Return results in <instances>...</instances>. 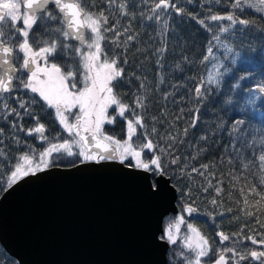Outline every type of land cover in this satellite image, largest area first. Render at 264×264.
<instances>
[{
  "label": "trees",
  "instance_id": "16d2710c",
  "mask_svg": "<svg viewBox=\"0 0 264 264\" xmlns=\"http://www.w3.org/2000/svg\"><path fill=\"white\" fill-rule=\"evenodd\" d=\"M121 2L122 0H116L117 4ZM154 2L158 0H148L147 3L129 0V10L136 12V18L130 20L127 16L122 17L119 8L115 5L110 7L107 0H84V6L89 11L99 13L103 10L108 16L109 24L105 27H112L119 19L118 27L123 32V29L129 23L131 24V31L119 37L121 45L119 47L112 42L115 33L102 30L105 36V39L101 41L103 52H106L110 58L113 53L118 54L119 66L124 69L121 83L118 89H114V95L127 106L124 116H120L117 106L111 105L107 115L113 118V123L105 122L102 130L106 135L124 142L129 137L128 123L132 121L135 133L130 143L138 147L140 144L151 141L156 146L154 151L161 157V162L166 167V176L171 179L172 185L178 191L179 213L166 217L164 228H167L170 223L177 222L181 216L185 220V223L180 226V238L177 240V245H170L168 264H180L176 253L182 250V237L189 234L186 227L188 222H191L208 240V255L201 259L202 264H216L222 254L225 255L226 264H264V257L254 260L250 255L252 251H264V244L260 243L264 240V200L255 193L249 192L253 185L256 186L257 191L264 192V183L261 182L264 170L260 169L258 160L252 156V149L244 152L245 162L252 159L248 169H244L240 158L231 147L228 125L239 113L229 112L227 109L221 110L216 102L211 101V98L200 102L195 94L200 77L207 75L199 61L206 53L208 41L212 35V32L206 30L198 21L204 20L205 24L215 31L219 24L227 26L229 22H214L206 18L213 14L226 15L234 11L240 19L249 21V24L247 27L237 24L233 30L234 35L223 34L224 42L234 48L243 45L244 49L249 46L260 49L264 46V5L260 4V0H249L253 7L245 6L244 10L240 11L231 8L233 0H220V3L216 0H191L190 3L188 0H172L177 8H183L181 15H177L169 7L168 12L159 21L148 20L146 17L151 14ZM51 8L53 7L49 9ZM168 13H171L170 18ZM165 19L168 22L166 32L163 27ZM16 27L21 25L17 24ZM241 28L243 32L239 31ZM33 32L38 39L48 38V33L40 29L39 24L34 26ZM128 35L135 36V39L127 41ZM17 36L18 33L16 38ZM31 36L32 33H30V42ZM21 38L23 40L22 36ZM91 39L92 34L89 31L87 43H90ZM22 40H10L7 43L17 49L16 66L19 72L17 77L26 79L30 73L21 68L23 53L16 47ZM61 40H63L62 37ZM67 43L82 51L88 49L87 44L80 46L71 39ZM162 47L165 51L160 54L157 50ZM72 56L74 62L79 64L76 79L82 81L85 75L83 62L75 52ZM185 57L188 61H195V63H188ZM63 59L62 57L61 60ZM125 59L127 63H124ZM103 60L102 54L100 62ZM177 65L180 67L178 68ZM238 67L249 69L257 79L264 73V61H261L259 57H255L252 62L238 61ZM141 83L144 85L143 88L140 86ZM241 84L244 89L239 93L241 98L256 87L253 79L242 81ZM14 86L11 94L4 95L10 97L7 100L9 108H15L21 113L23 119H19L15 113L5 119L7 109L0 101V129L3 130L0 135V141H2L0 149L4 152V155L0 156V161L3 162V166L0 167V173H3L0 175V198L8 189V176L10 171L14 170V165L21 162L19 159L21 155L26 152L31 154V149L39 154L53 137L57 138L55 140L57 143L65 140L72 141L75 138V132L73 136H69L59 123L55 110L48 108L37 94L24 89L19 79H14ZM83 87L84 84L78 83L77 89L72 91L83 90ZM221 90L223 91V88ZM256 95L260 97L256 100V107L264 111V95L258 92ZM30 97L37 101L32 104L31 110L38 117L39 123L45 125L44 135L48 137L47 141L41 140L36 133L31 136L26 135V130L35 127L37 121L30 115H24V109L19 107L18 101H25L27 106L31 104ZM138 99L143 103V107H137ZM197 108L199 113L195 111ZM134 113L140 116L143 126L135 124ZM194 116H198L196 127L191 126ZM253 117L256 118L253 123L246 124L245 127L259 129L260 113H253ZM221 121H224V130L217 128ZM14 123L17 125L16 128H13ZM21 124L25 131L19 130ZM185 129H187V135L184 134ZM251 135L250 133L249 140ZM256 135L258 137L259 132ZM203 136L207 139H200ZM17 139L20 141L19 144ZM73 148L74 152L79 151L75 145ZM256 151L259 154L258 148ZM144 153L145 158L151 155L147 149H144ZM175 157H179V160L173 164L171 161ZM75 159L77 158L65 155L58 161L59 166L53 167L67 168L66 165H70ZM203 165H207V168L202 167ZM193 168L197 171H193ZM245 197H247V205ZM189 205L196 209L191 219L184 214V208ZM248 212L253 214L250 216ZM220 233L229 237L224 245L219 239ZM252 238L257 240V244H252ZM225 248L235 249L237 254L233 255L231 251L224 253ZM189 255L192 254L189 253ZM241 255L245 259L241 260ZM0 264H20L1 243Z\"/></svg>",
  "mask_w": 264,
  "mask_h": 264
},
{
  "label": "snow or ice",
  "instance_id": "6c2138e0",
  "mask_svg": "<svg viewBox=\"0 0 264 264\" xmlns=\"http://www.w3.org/2000/svg\"><path fill=\"white\" fill-rule=\"evenodd\" d=\"M109 6L115 5L119 8L122 17L127 16L130 20L136 18V12L130 11L128 4L129 0H122L117 4L116 0H107ZM141 3H147L148 0H140ZM190 3L191 0H188ZM220 3V0H216ZM54 5L49 9V5ZM260 4L264 5V0H260ZM253 7L249 0H233L231 8L233 10H244V7ZM171 7L177 15L183 13V8H177L172 0H158L154 2L151 8V14L146 17L148 20H157L168 12ZM23 8V12L21 9ZM163 9V11H159ZM140 15H144L140 13ZM171 17V13H168ZM209 21L221 22L228 21L227 26L219 24L217 30L205 24L204 20L198 22L205 27L206 30L212 32L208 41L206 53L199 61L204 66L207 72L206 76H201L199 85L195 88V94L200 102H204L206 98H211V101L216 102L221 110L235 111L239 113L231 124L228 125V135L231 137V147L244 169H248L252 163L250 158L247 162L244 161V152L247 149H252V156L259 162V167L264 170V111L256 107V100L260 97L256 93L264 94V73L257 79L253 73L246 68L238 67V61L247 60L252 62L255 57H259L264 61V46L256 49L254 46H249L244 49L243 45L234 48L232 45L227 44L222 39L223 34L234 35V29L237 24L247 27L249 21L240 19L235 12H230L226 15L213 14L207 17ZM22 21L23 27H16L17 23ZM39 24V28L48 33V38L38 39L33 32L34 26ZM109 24V18L101 10L99 13L89 11L84 6V0H0V101L7 109L5 119L13 113L19 119H23L20 112L15 108H9L7 100L10 97L4 94L10 93L14 90L12 83L13 79H19L21 86L28 89L31 93L37 94L41 101L48 108L55 110V115L59 119V123L63 126L69 136H73L75 129V138L72 141L65 140L63 142H55L56 137L48 143L39 154L31 149V154L27 152L19 157L21 162L14 165V170L10 171L8 176L7 186L11 188L18 180H22L29 176H35L39 172H43L50 167L59 166L58 161L65 155L67 157H76L67 167H75L77 163H96L99 164L104 161H118L121 165L129 169L142 171L150 174L153 181L149 185L150 190L158 195L161 190V182L167 175L166 167L161 162V157L156 154L154 148L156 147L151 141L145 144H140L134 147L131 140L132 135L135 133V128L132 121L128 123L129 137L128 140L121 142L110 135H106L102 130V125L107 122L113 123V118L107 115V110L111 105H116L119 109V115L124 116L127 106L122 104L117 96L114 95V89L119 88L124 73L123 67L119 66L118 54L113 53L110 58L106 52L101 48V41L105 39L103 32H114L115 37L113 43L119 47V37L131 31V24L119 30V19L112 27H105ZM165 32L168 29V22H164ZM85 29L90 30L92 39L87 43L88 51H82L73 45L67 43L69 39L79 41L80 44H85ZM103 30V32H102ZM175 31V29H173ZM239 31L243 32V28ZM19 33L23 40L18 43L19 52L23 53V63L21 68L30 73L26 79L15 77V68L13 67L14 47L7 43V41L14 40L16 34ZM30 33L31 42H30ZM163 35V33H162ZM61 37L63 40H61ZM135 36L128 35L127 41H132ZM214 48L216 51H214ZM94 49V51H93ZM222 50V53H221ZM162 54L165 49L162 47L157 50ZM75 52L81 57L85 75L82 81L76 79L79 72L78 62H74L72 53ZM104 55L103 62H100L101 55ZM64 58L61 60V58ZM188 63H195V61H188ZM40 61H43L41 65ZM127 63V60H124ZM179 68L180 66L177 65ZM183 71V69H181ZM139 79V77H137ZM253 79L256 83L254 90L243 98L240 97V92H243L241 82ZM84 84L83 90L72 91L77 89V84ZM144 87L143 83L140 85ZM223 88V91L221 90ZM239 90V92L237 91ZM104 95H101V94ZM217 97L219 99L217 100ZM31 104L26 106V102L19 100V107L24 109V115H30L36 119V126L26 130V135L31 136L33 133L39 134L41 140H48L45 136V125L39 123L38 117L35 116L31 110L32 104L37 103L35 98L30 97ZM79 106L81 115L75 116L76 123L69 124L66 112H70L72 108ZM143 103L138 99L137 107H143ZM231 106V107H230ZM251 108V111L249 109ZM196 113H199L197 108ZM253 113H260L258 123L260 128L245 127L246 124H252ZM135 124L141 125V118L136 115ZM95 117L93 120L92 117ZM198 116H194L192 120V127H196ZM17 125L14 123L13 128ZM81 128L84 132L89 133V136L82 135ZM217 128L224 130V121L217 125ZM20 131H25L23 125H19ZM259 132L257 137L256 133ZM3 130L0 129V135ZM251 139L249 140V134ZM187 135V129L184 130ZM90 137V139H89ZM200 139H207L206 136ZM2 143V141H0ZM17 143L20 141L17 139ZM79 148L78 152L73 151V146ZM255 145V147H253ZM256 148L259 149L257 154ZM144 149H147L151 155L145 158ZM203 150V149H201ZM165 151V149H160ZM4 155L3 149H0V156ZM179 157H175L171 162L177 163ZM3 162L0 161V167ZM205 169L207 165H203ZM193 171L197 169L193 168ZM202 174V173H201ZM3 175V173H0ZM149 177L146 176L145 179ZM261 182L264 183V177ZM219 191V189H217ZM250 193H255L261 200H264V192L256 190L253 185L249 189ZM243 194V189L241 190ZM215 203V201H213ZM247 197H245V204L247 205ZM259 203V201H256ZM185 211L191 215L196 209L192 206H187ZM252 215V212H248ZM185 223L184 217L181 216L177 222L170 223L167 228L162 229V234L158 240L170 245H177V240L180 233V226ZM187 230L189 234L182 237L181 251L176 253L180 260V264H202V257L208 255V240L201 235V232L191 223L188 222ZM221 236V243L229 239L223 233ZM264 244V240L260 241ZM252 244H257V240L252 238ZM231 251L236 255L235 249L225 248L224 253ZM191 253L192 255H189ZM251 257L256 260L264 257V251H252ZM243 260L245 257L240 256ZM216 264H226L225 255H220Z\"/></svg>",
  "mask_w": 264,
  "mask_h": 264
},
{
  "label": "water",
  "instance_id": "95a60500",
  "mask_svg": "<svg viewBox=\"0 0 264 264\" xmlns=\"http://www.w3.org/2000/svg\"><path fill=\"white\" fill-rule=\"evenodd\" d=\"M151 183L118 161L18 180L0 198V243L20 264H168L170 244L158 237L166 217L179 213L178 191L167 176L158 195Z\"/></svg>",
  "mask_w": 264,
  "mask_h": 264
},
{
  "label": "rangeland",
  "instance_id": "374dc122",
  "mask_svg": "<svg viewBox=\"0 0 264 264\" xmlns=\"http://www.w3.org/2000/svg\"><path fill=\"white\" fill-rule=\"evenodd\" d=\"M21 11L23 12V9H21ZM21 22V24H22V21H20ZM20 22H18L17 24H19ZM22 26H23V24H22ZM85 51H88V49L87 50H85ZM93 51H94V49H93ZM214 51H216V49H214ZM221 53H222V50H221ZM40 63H41V65H43V61H40ZM86 74V73H85ZM101 95H104L103 93L101 94ZM112 107H113V105H112ZM108 109H110V108H108ZM110 112H111V110H110ZM65 115L68 117V123L69 124H74V123H76V120H75V116H77V115H81L80 114V112H79V106H77V107H75V108H72L71 109V111L70 112H66L65 113ZM92 119L94 120L95 119V117L93 116L92 117ZM59 120V119H58ZM63 127V126H62ZM65 130V129H64ZM67 132V131H66ZM73 132H75L74 130H73ZM130 142V141H129ZM75 149L73 148V151H74ZM189 235H190V233H189ZM203 258V257H202ZM201 258V259H202Z\"/></svg>",
  "mask_w": 264,
  "mask_h": 264
},
{
  "label": "flooded vegetation",
  "instance_id": "af4514ba",
  "mask_svg": "<svg viewBox=\"0 0 264 264\" xmlns=\"http://www.w3.org/2000/svg\"><path fill=\"white\" fill-rule=\"evenodd\" d=\"M20 25H21V27H23L22 26V24H21V22L19 23ZM20 40H22V38H21V36L19 35V33H18V36H17V38H15L14 39V41H20ZM16 56H17V49H15L14 48V63H15V66H16ZM44 63V62H43ZM17 67V66H16ZM18 74H19V72H18ZM18 74H17V76H18ZM16 76V77H17ZM75 124V123H74ZM74 131H75V129H74Z\"/></svg>",
  "mask_w": 264,
  "mask_h": 264
}]
</instances>
